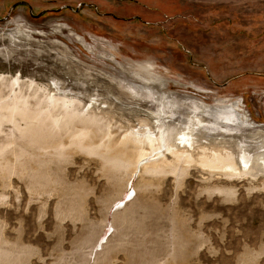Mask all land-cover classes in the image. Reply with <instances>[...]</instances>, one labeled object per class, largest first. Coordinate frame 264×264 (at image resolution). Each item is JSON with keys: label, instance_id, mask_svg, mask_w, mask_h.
Returning <instances> with one entry per match:
<instances>
[{"label": "rangeland", "instance_id": "1", "mask_svg": "<svg viewBox=\"0 0 264 264\" xmlns=\"http://www.w3.org/2000/svg\"><path fill=\"white\" fill-rule=\"evenodd\" d=\"M0 46L1 73L55 82L116 136L151 110L119 83L148 72L178 99L234 102L255 126L225 136L236 151L263 144L264 0H0ZM50 158L0 170V264H264V173L126 174L75 147Z\"/></svg>", "mask_w": 264, "mask_h": 264}, {"label": "bare ground", "instance_id": "2", "mask_svg": "<svg viewBox=\"0 0 264 264\" xmlns=\"http://www.w3.org/2000/svg\"><path fill=\"white\" fill-rule=\"evenodd\" d=\"M7 53L8 48L0 46V54L7 56ZM142 73L126 74L119 84L142 95L151 110L147 118L140 119L138 128L123 129L116 136L104 115L83 106L80 96L63 91L55 82L52 88L50 84L0 72V125L13 122L20 134L17 136L9 130L0 140V170L14 171L18 164L27 165L34 158L40 164L42 154L55 160L68 155L75 147L100 157L104 165L126 174L139 170L155 176L168 173L182 176L193 165L224 181L264 173V132L259 140L263 144L253 147L254 153L248 152V146L240 140L235 145L237 151L229 143L234 132L238 135L255 128L236 118L242 115L234 102L209 105L191 96L178 99L175 94H166L168 84H162L154 74ZM21 121L24 126L20 125ZM217 135L224 137L223 141H218ZM208 136L217 141L209 142ZM205 138L207 141H203ZM227 194L234 192L229 188ZM0 251L12 253L10 249H1V245Z\"/></svg>", "mask_w": 264, "mask_h": 264}, {"label": "water", "instance_id": "3", "mask_svg": "<svg viewBox=\"0 0 264 264\" xmlns=\"http://www.w3.org/2000/svg\"><path fill=\"white\" fill-rule=\"evenodd\" d=\"M19 3H25V4H27V3L24 2V1H21V2H19ZM19 3H16V4H19ZM16 4H14L13 7H14Z\"/></svg>", "mask_w": 264, "mask_h": 264}]
</instances>
